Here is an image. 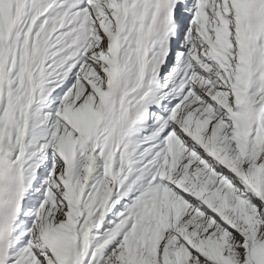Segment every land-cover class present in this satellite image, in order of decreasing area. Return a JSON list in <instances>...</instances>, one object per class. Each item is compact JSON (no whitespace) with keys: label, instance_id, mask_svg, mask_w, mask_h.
I'll use <instances>...</instances> for the list:
<instances>
[{"label":"snow or ice","instance_id":"1","mask_svg":"<svg viewBox=\"0 0 264 264\" xmlns=\"http://www.w3.org/2000/svg\"><path fill=\"white\" fill-rule=\"evenodd\" d=\"M0 264H264V0H0Z\"/></svg>","mask_w":264,"mask_h":264}]
</instances>
